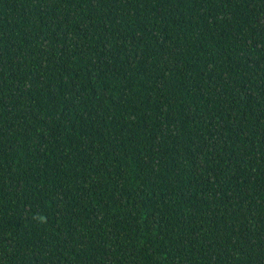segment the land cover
Listing matches in <instances>:
<instances>
[{
    "label": "trees",
    "instance_id": "1",
    "mask_svg": "<svg viewBox=\"0 0 264 264\" xmlns=\"http://www.w3.org/2000/svg\"><path fill=\"white\" fill-rule=\"evenodd\" d=\"M0 264H264V0H0Z\"/></svg>",
    "mask_w": 264,
    "mask_h": 264
}]
</instances>
